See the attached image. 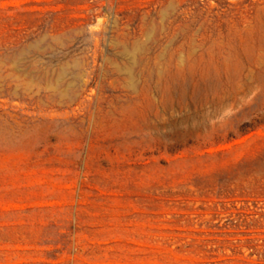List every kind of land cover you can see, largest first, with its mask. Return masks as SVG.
<instances>
[{
	"label": "rangeland",
	"instance_id": "obj_1",
	"mask_svg": "<svg viewBox=\"0 0 264 264\" xmlns=\"http://www.w3.org/2000/svg\"><path fill=\"white\" fill-rule=\"evenodd\" d=\"M0 264H264V0H0Z\"/></svg>",
	"mask_w": 264,
	"mask_h": 264
}]
</instances>
